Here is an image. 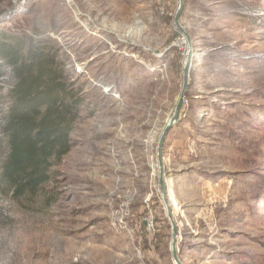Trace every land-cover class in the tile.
<instances>
[{
	"label": "rangeland",
	"instance_id": "obj_1",
	"mask_svg": "<svg viewBox=\"0 0 264 264\" xmlns=\"http://www.w3.org/2000/svg\"><path fill=\"white\" fill-rule=\"evenodd\" d=\"M183 2L191 44L179 0H0V42L42 48L85 92L49 181L0 183V264H179L174 245L181 264H264V0ZM189 47L169 211L157 151ZM16 82L0 62V174Z\"/></svg>",
	"mask_w": 264,
	"mask_h": 264
},
{
	"label": "trees",
	"instance_id": "obj_2",
	"mask_svg": "<svg viewBox=\"0 0 264 264\" xmlns=\"http://www.w3.org/2000/svg\"><path fill=\"white\" fill-rule=\"evenodd\" d=\"M47 57L42 48L0 42V62L17 78L3 122L9 153L0 174L14 197L34 194L49 181L50 169L73 147L71 133L85 102L77 80Z\"/></svg>",
	"mask_w": 264,
	"mask_h": 264
},
{
	"label": "water",
	"instance_id": "obj_3",
	"mask_svg": "<svg viewBox=\"0 0 264 264\" xmlns=\"http://www.w3.org/2000/svg\"><path fill=\"white\" fill-rule=\"evenodd\" d=\"M179 2H180V5L176 11V16L174 19L175 27L187 38L188 43L191 44L189 34L185 30V28H183V26L180 24L181 14L184 10V2H183V0H179ZM192 62H193V50L191 47H189V51L187 53V61L184 65V71H183L184 75H183V84H182L181 92H180L179 98L177 100L175 109H174L171 117L169 118V120H168V122H167L161 136H160L159 144H158V151L157 152H158V163H159V168H160L159 183H160L161 190L163 192L164 201L166 203L168 201V186H167V182L165 180V168H164L163 155H162L163 146H164V142L167 138L169 131L177 124V122L179 120L181 109H182V106L184 103L185 93H186L188 83H189V74H190ZM167 209L169 211L171 210V208H169V207ZM172 222H173L174 228H176V225H175L173 219H172ZM174 238H175V235H174ZM173 253H174V257L177 260V262L179 264H181V262L179 261V259L177 257V250H176L175 245L173 246Z\"/></svg>",
	"mask_w": 264,
	"mask_h": 264
},
{
	"label": "bare ground",
	"instance_id": "obj_4",
	"mask_svg": "<svg viewBox=\"0 0 264 264\" xmlns=\"http://www.w3.org/2000/svg\"><path fill=\"white\" fill-rule=\"evenodd\" d=\"M199 57V54L198 53H195V58ZM187 61V56H186V59H185V63ZM194 61V60H193ZM171 117V116H170ZM169 120V119H168ZM171 186V185H170ZM175 203L178 204V201H177V197L175 196V194H172L171 192V188L169 189L168 191V201L167 203L165 202L166 204V207L168 208H171L172 206L175 205Z\"/></svg>",
	"mask_w": 264,
	"mask_h": 264
},
{
	"label": "built area",
	"instance_id": "obj_5",
	"mask_svg": "<svg viewBox=\"0 0 264 264\" xmlns=\"http://www.w3.org/2000/svg\"><path fill=\"white\" fill-rule=\"evenodd\" d=\"M149 227H153V223L152 222H149Z\"/></svg>",
	"mask_w": 264,
	"mask_h": 264
}]
</instances>
